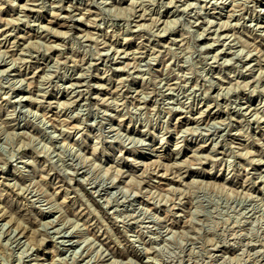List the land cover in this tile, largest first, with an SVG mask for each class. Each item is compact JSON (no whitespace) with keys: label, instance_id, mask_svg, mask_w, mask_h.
Listing matches in <instances>:
<instances>
[{"label":"rangeland","instance_id":"374dc122","mask_svg":"<svg viewBox=\"0 0 264 264\" xmlns=\"http://www.w3.org/2000/svg\"><path fill=\"white\" fill-rule=\"evenodd\" d=\"M0 264H264V0H0Z\"/></svg>","mask_w":264,"mask_h":264}]
</instances>
